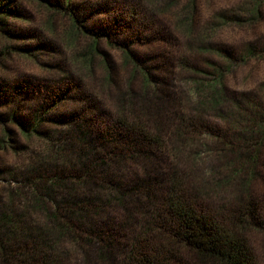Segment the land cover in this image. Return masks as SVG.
<instances>
[{
  "label": "rangeland",
  "instance_id": "rangeland-1",
  "mask_svg": "<svg viewBox=\"0 0 264 264\" xmlns=\"http://www.w3.org/2000/svg\"><path fill=\"white\" fill-rule=\"evenodd\" d=\"M0 12V229L31 264L124 256L168 157L113 132L128 103L148 123L182 108L199 125L178 154L211 203L264 199V0H0ZM253 244L264 263V238Z\"/></svg>",
  "mask_w": 264,
  "mask_h": 264
},
{
  "label": "trees",
  "instance_id": "trees-1",
  "mask_svg": "<svg viewBox=\"0 0 264 264\" xmlns=\"http://www.w3.org/2000/svg\"><path fill=\"white\" fill-rule=\"evenodd\" d=\"M136 66L140 67L137 60ZM127 105L115 117L113 132L129 135L135 149L156 148L168 157L158 187L147 194L151 209L132 230L118 264H264L253 244L256 236L264 238V199L247 192L237 203H211L189 170L193 163L183 162L178 154L189 144L192 125L198 132L199 125L182 108L166 113L167 123L160 117L152 124L146 122L143 107ZM240 155L245 176L254 175L257 154L244 149ZM101 229L93 225L88 231L105 243ZM35 255L27 244L11 240L0 229V264H31Z\"/></svg>",
  "mask_w": 264,
  "mask_h": 264
}]
</instances>
